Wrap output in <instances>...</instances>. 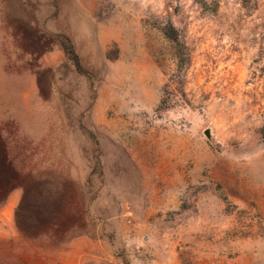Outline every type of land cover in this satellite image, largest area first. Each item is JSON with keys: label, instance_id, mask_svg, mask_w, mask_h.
I'll return each mask as SVG.
<instances>
[{"label": "rangeland", "instance_id": "1", "mask_svg": "<svg viewBox=\"0 0 264 264\" xmlns=\"http://www.w3.org/2000/svg\"><path fill=\"white\" fill-rule=\"evenodd\" d=\"M0 264H264V0H0Z\"/></svg>", "mask_w": 264, "mask_h": 264}, {"label": "trees", "instance_id": "2", "mask_svg": "<svg viewBox=\"0 0 264 264\" xmlns=\"http://www.w3.org/2000/svg\"><path fill=\"white\" fill-rule=\"evenodd\" d=\"M253 0H242L243 3L252 2Z\"/></svg>", "mask_w": 264, "mask_h": 264}]
</instances>
